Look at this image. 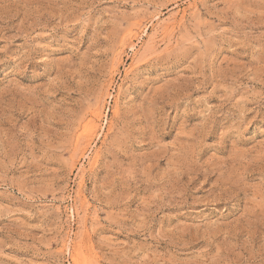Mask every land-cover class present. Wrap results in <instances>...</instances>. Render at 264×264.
Wrapping results in <instances>:
<instances>
[{
    "label": "rangeland",
    "instance_id": "374dc122",
    "mask_svg": "<svg viewBox=\"0 0 264 264\" xmlns=\"http://www.w3.org/2000/svg\"><path fill=\"white\" fill-rule=\"evenodd\" d=\"M0 264H264V0H0Z\"/></svg>",
    "mask_w": 264,
    "mask_h": 264
},
{
    "label": "bare ground",
    "instance_id": "6f19581e",
    "mask_svg": "<svg viewBox=\"0 0 264 264\" xmlns=\"http://www.w3.org/2000/svg\"><path fill=\"white\" fill-rule=\"evenodd\" d=\"M92 120V119H91ZM90 129V128H89Z\"/></svg>",
    "mask_w": 264,
    "mask_h": 264
}]
</instances>
